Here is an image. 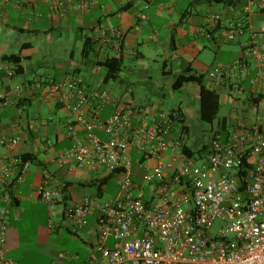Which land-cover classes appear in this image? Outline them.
I'll use <instances>...</instances> for the list:
<instances>
[{"label":"built area","instance_id":"built-area-1","mask_svg":"<svg viewBox=\"0 0 264 264\" xmlns=\"http://www.w3.org/2000/svg\"><path fill=\"white\" fill-rule=\"evenodd\" d=\"M254 5L249 1L244 13L251 14ZM141 17L146 19L143 13ZM243 26L240 19L232 22L228 38L236 39ZM97 36L104 44L115 40L120 46L122 34L112 23L100 26ZM251 52L260 65L256 80L264 73V53L256 47ZM244 69L245 58H240L208 75L218 83L237 85ZM0 70L15 76L8 62L0 60ZM44 96L71 112L65 129L72 144L57 156V163L94 172L106 169L119 186L112 199L86 196L78 202L53 188L48 173L39 187V199L51 208L62 205V217L85 226L97 214L101 239L114 238L112 247L99 245L102 260L91 255L87 264H264V126L241 124L226 141L215 133L204 158L196 159L183 151L186 134L181 129L172 133L180 124L175 111L152 112L114 100L106 88L87 86L77 76L50 82ZM0 99L3 106L13 101L3 93ZM107 105L113 111L104 116ZM18 142L0 134V146ZM133 151L145 169L140 180L129 171ZM152 159V165H144ZM30 166L31 160L13 155L0 169V200L6 201L0 207V264H26L6 256V242L9 189L14 180H24ZM68 258L60 251L51 264H67Z\"/></svg>","mask_w":264,"mask_h":264},{"label":"crops","instance_id":"crops-1","mask_svg":"<svg viewBox=\"0 0 264 264\" xmlns=\"http://www.w3.org/2000/svg\"><path fill=\"white\" fill-rule=\"evenodd\" d=\"M86 1L87 6L81 8L79 5ZM248 1L251 0H0V60L18 55L19 62L15 66L20 67L12 78L0 70V93L13 99L5 106L0 99V134L19 138L15 145L0 146V169L13 155L32 156L24 180L20 183L14 180L11 187L13 202L10 203L6 256L19 261L13 257L10 248L21 246L20 224L27 204L48 207L49 232L53 230L50 227L52 217L61 215L62 205L51 208L39 199V187L47 173L51 176V186L62 189L67 200L78 202L86 196L112 199L118 194V189L108 192L109 184L114 180L117 182L112 172L106 169L94 172L87 167L60 166L57 163V156L72 144L65 129L71 112L56 100L44 96L49 83L63 82L77 76L87 86L106 88L114 100L135 102L136 106L159 112L163 111L160 103H137L134 89L123 88L118 92L108 86L111 80L123 82L126 59L136 60L141 72L146 73L148 56H165L163 72L175 74L176 79L189 67L191 73L207 74L222 64L245 58V69L237 78L241 82L240 90L249 93L248 101L259 105L264 99V73L255 80L260 65L251 52V46L255 45L264 53V0H252L256 6L249 17L246 16L245 31L235 40H230L227 32L228 25L241 17V9ZM211 11L221 15V23L208 37L203 34L202 28ZM142 13L146 19L141 17ZM108 23L121 32L120 46L115 40L104 44L102 38L97 36L99 27ZM221 29L224 30L220 32ZM203 39L211 41L212 45L202 43ZM226 42H236L241 52H237L232 59H219L216 63L218 53L213 57L212 50L217 48L222 51V45ZM231 49L225 51L233 54ZM112 56H122L123 67L115 78L105 81L107 68L100 64L106 57ZM7 62L14 68V63ZM169 64L170 67H167ZM101 68L106 70L104 76L94 79L93 74L97 75ZM174 82L170 85L171 90L179 95V91L187 89V97L184 99L185 109L177 105L169 112L180 108L189 131L188 117L195 115L200 119L199 84L196 83V95L187 88L189 83L175 89ZM204 82L220 94L221 105L223 99L230 100L232 97L228 91L236 90L207 76ZM19 92L21 95L17 96ZM161 94L165 96L166 92ZM112 111L113 107L107 105L103 115L107 116ZM47 113L51 117H47ZM241 124H244L242 119L231 118L229 121L223 117L216 131H220L225 140L229 131ZM181 127L180 124L176 125L172 133ZM132 155L129 171L133 178L140 180L145 169L137 161L139 155L135 151ZM154 162L153 159L143 161L145 166ZM4 206L6 202L0 200V207ZM96 220L97 214L90 216L85 226H76L71 221L65 225L69 233L82 240L88 249L85 255L79 251L67 252V264H87L91 255L102 260L99 245H114L113 237L101 239ZM59 228L60 224H57L55 230ZM60 251L49 257L47 264H51Z\"/></svg>","mask_w":264,"mask_h":264},{"label":"rangeland","instance_id":"rangeland-1","mask_svg":"<svg viewBox=\"0 0 264 264\" xmlns=\"http://www.w3.org/2000/svg\"><path fill=\"white\" fill-rule=\"evenodd\" d=\"M203 42L207 45H212L211 41L207 39H203ZM231 47L234 49H231L233 54L225 51ZM237 52H241V48L236 42H226L222 45V51L214 48L211 55L214 57L215 53H218L216 62L218 63L219 59L220 61L221 59H232L237 55ZM168 60L170 61V59ZM164 61L165 56H148L146 59L148 72L145 73L141 72L136 60L126 59L122 73L123 82L119 79L116 81L111 80L108 86L118 92L123 90V88L134 89L136 96L134 99L137 103H160L164 112H169L170 109L177 105H182L183 109H185L184 99L187 97V89L179 91V95H176L171 90L170 85L175 80V74L163 72ZM170 65L167 67H170ZM216 69L214 68L213 70ZM105 71V68H101L97 75L93 74V78H102ZM207 77H209L208 73ZM188 86V89L194 91L196 95L198 94V85L196 83H189ZM162 92H166V95L163 96ZM228 93L232 97L230 100L223 99L219 113L213 123L203 122L195 115L188 117L189 132L186 136V142L195 154L208 143L209 137L218 129V124L223 117H227L229 121L231 118L242 119L244 124L252 126L264 125V99L259 105H255L252 101H248L249 93L245 90L236 89L232 92L228 91ZM132 103L135 104V102ZM47 117H51V114L47 113ZM117 189H119V186L114 180L109 184L108 192L112 193ZM107 195L105 197H108ZM54 219L56 221L54 222L53 230L49 232L48 207L42 204H27L26 212L20 224L21 246L10 248L12 249L13 257L29 264H47L48 258L59 249L69 254L74 251H79L81 255L87 254L88 249L83 241L71 235L65 227L71 220L63 219L62 215H56L52 217L50 223ZM61 222H65V224L62 225L63 223ZM57 224H60V228L55 230Z\"/></svg>","mask_w":264,"mask_h":264},{"label":"trees","instance_id":"trees-1","mask_svg":"<svg viewBox=\"0 0 264 264\" xmlns=\"http://www.w3.org/2000/svg\"><path fill=\"white\" fill-rule=\"evenodd\" d=\"M210 1L211 2H219L220 0H210ZM248 2H246L243 5V7L241 9V17L239 18L244 23L243 32L245 31V28H246V24H245L246 23V19L250 15V13H244V7L247 5ZM254 6H256V5H254ZM211 13L217 14L218 17L216 19H211V17H210ZM246 16H247V18H246ZM239 19H237V20H239ZM237 20H235L233 22H236ZM220 23H221V15L219 13L215 12V11L209 12V14L207 16L206 24L202 28V32H203V29H205V33L203 32V34L206 35V33H208V35H209L208 37H210L211 34L214 31L217 30V28H218ZM230 24L227 27V32L230 29ZM230 40H235V39H230ZM252 47H256V46L252 45L251 48ZM256 48H258V47H256ZM2 61H4V62L5 61L6 62L10 61V62L14 63L13 70L15 72V75L17 74L18 69L20 68V67L15 66V63L19 62V56L18 55L14 54V55H10V56L4 57L2 59ZM226 64H228V63H226ZM100 65H102V66L107 68L105 81H108V80H110L112 78H115L119 74V71L123 67V58H122V56L106 57L105 60ZM208 74H209V72H208ZM206 76H207L206 73H195V72L191 73L190 72V67H189V68H187L186 73H183V74H180V75L177 76V78L175 79V82L173 84V87L175 89H180L186 83H190V82L198 83L199 84V100H200V110H199L200 120L203 121V122H207V123H213L215 121L218 113H219V110H220V107H221V100H220V94L215 89L210 88L209 86H207L205 84L204 80H205ZM223 83H225L226 85H229L231 87V89H233L234 87H235L234 89H237V88L239 89L240 88L239 85L241 84V82H239L238 79H237V82H236L237 85L236 84L235 85L232 84L233 82L232 83L231 82H223ZM174 111L178 113L179 122H180V125H182L181 130L187 136L189 131H188V127L185 124L184 114L182 113L180 108L173 109L171 112H174ZM174 128H173V130H174ZM215 133H219L222 136V138H223V135L221 134L220 131H215V132L212 133V135H214ZM212 135L209 137V140L212 137ZM228 136H229V133L227 135V138H228ZM227 138L225 140L224 139L223 140L226 141ZM209 140H208V142H209ZM207 147H208V143H206L198 151V153L195 154L189 148V146H188V144L186 142V144H185V146L183 148V151L186 152L188 155H190V156H192V157H194L196 159H199V158H204V156L206 154ZM20 156L22 157L23 160L32 159V156L30 154H24V155H20ZM12 185H13V183L11 184V187H12ZM11 187L9 189V197H10L11 203H12L13 202V198L11 196ZM2 201H5V200H2Z\"/></svg>","mask_w":264,"mask_h":264}]
</instances>
